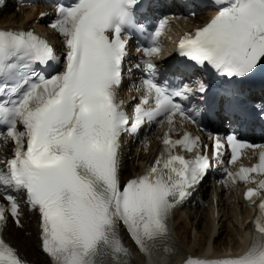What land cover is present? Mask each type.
I'll return each mask as SVG.
<instances>
[{"label":"snow or ice","instance_id":"1","mask_svg":"<svg viewBox=\"0 0 264 264\" xmlns=\"http://www.w3.org/2000/svg\"><path fill=\"white\" fill-rule=\"evenodd\" d=\"M140 0H72L59 4L49 25L63 37V71L51 77L33 65L57 59L50 43L33 30H0V146L13 144L0 158V264H26L3 238L9 218L20 226L23 194L40 216V240L52 264H133L123 228L144 257V264H170L174 249L172 210L190 195L211 167L200 138L185 133L172 139L176 117L198 123L176 98L204 93L203 81L169 88L157 79L155 58L168 19L138 49L146 77L133 115L122 110L117 90L123 79L129 37L143 31L136 20ZM211 20L179 41V54L200 68L224 77L244 78L264 69V0H215ZM45 14L41 13V16ZM192 15H195L193 12ZM141 64L135 65L140 68ZM264 116V105H260ZM162 117L163 119H158ZM166 124L162 149L143 175L122 182L121 136L136 133L145 122ZM22 128V130H21ZM226 145L235 163L245 148H259L258 163L241 167L228 180L253 183L245 199L257 204L255 234L241 255L214 260L188 257L185 264H264V145L240 141L235 134L214 138L219 160ZM228 181H225L227 183ZM15 193V194H13Z\"/></svg>","mask_w":264,"mask_h":264},{"label":"bare ground","instance_id":"2","mask_svg":"<svg viewBox=\"0 0 264 264\" xmlns=\"http://www.w3.org/2000/svg\"><path fill=\"white\" fill-rule=\"evenodd\" d=\"M36 15L35 9L30 8L24 11L23 16L17 13L7 14L0 12V26H13L16 24H29L32 17ZM208 15L203 14L201 17L205 19ZM139 154V156H138ZM142 157V153L131 152L123 154L124 167H129L130 173L134 169V160ZM128 162V163H127ZM127 163V165H126ZM133 164V165H131ZM208 181L202 185V190L208 188ZM218 195L217 203L215 204L212 198L207 199V206L200 209H185L176 212L177 218V233L185 247L194 254H202L213 252H226L233 250L243 244V229L239 225L238 219L235 216L233 208L226 202L222 194L216 188ZM217 206L219 209L220 220L217 226H214L212 218L209 216V210L212 206ZM242 219L249 215V209L242 208ZM29 233L23 231H13L11 236L16 238V244L27 254V256L38 262L39 264H47L45 258L40 254L37 246V237L35 229L31 222L29 223Z\"/></svg>","mask_w":264,"mask_h":264}]
</instances>
